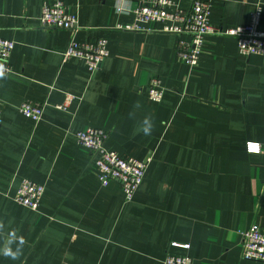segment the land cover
Listing matches in <instances>:
<instances>
[{
    "label": "crops",
    "instance_id": "1",
    "mask_svg": "<svg viewBox=\"0 0 264 264\" xmlns=\"http://www.w3.org/2000/svg\"><path fill=\"white\" fill-rule=\"evenodd\" d=\"M56 1L0 0V37L15 41L12 70L0 75V264H162L168 252L193 264H264L242 258L240 233L264 229V55L208 35L191 67L177 57L178 34L118 27L148 26L119 12L138 0H61L78 30L42 28V6ZM206 1L223 29L246 24L260 3L264 31V0ZM72 37L108 40L94 73L63 59ZM154 77L161 102L149 96ZM67 94L75 98L56 108ZM27 100L47 103L39 121L20 112ZM88 127L108 132L107 148L147 161L132 201L119 182L100 183L76 138ZM248 142L263 151L249 153ZM24 178L45 186L36 210L15 199ZM20 238L18 256L3 255Z\"/></svg>",
    "mask_w": 264,
    "mask_h": 264
},
{
    "label": "built area",
    "instance_id": "2",
    "mask_svg": "<svg viewBox=\"0 0 264 264\" xmlns=\"http://www.w3.org/2000/svg\"><path fill=\"white\" fill-rule=\"evenodd\" d=\"M119 12L133 13L139 21L148 24L147 27L139 23L119 25L124 30H161L176 33L180 36L177 43V57L187 65L194 67L198 64L204 39L208 35L227 34L237 38L238 50L245 56L252 54L264 55V31L260 29L263 7L257 3L250 12L249 21L234 28L223 29L211 23V3L206 0H192L187 9L181 8L175 0H138L133 8H120ZM40 26L45 29H67L74 34L79 23L75 14L68 12L67 6L61 0L42 6L39 17ZM159 25V27H156ZM15 48V41L0 37V75L9 74L12 70L10 58ZM109 55L108 40L98 38L81 42L75 37L70 40L63 59L71 57L82 59L88 70L94 73L100 68ZM165 87L158 77L150 82L149 96L156 102H161ZM73 94H67L64 104L55 105L58 109H66L74 99ZM47 103L23 101L20 112L35 121L43 115ZM1 124V109H0ZM76 138L79 144L91 152L92 164L97 177L103 186L111 181L121 184L125 200L132 201L139 186L144 180L147 161L134 156L121 155L106 147L108 132L97 127H88L78 131ZM249 153H261L263 146L259 142H248ZM45 186L30 179H22L15 199L18 203L36 210L39 208ZM242 258L264 263V229L257 223L242 230ZM162 264H193L189 255H179L168 252Z\"/></svg>",
    "mask_w": 264,
    "mask_h": 264
},
{
    "label": "clouds",
    "instance_id": "3",
    "mask_svg": "<svg viewBox=\"0 0 264 264\" xmlns=\"http://www.w3.org/2000/svg\"><path fill=\"white\" fill-rule=\"evenodd\" d=\"M151 130H152V123H151L150 119L146 117L143 121L142 131L145 135H148L151 132ZM14 240H15V236L13 234V239H10L8 241L9 245H11L14 242ZM23 243H24L23 238H20L18 241V246L16 247V249L13 250L10 246L6 247L2 250L3 255L9 256L12 259H15L18 256V254L20 252V246L23 245Z\"/></svg>",
    "mask_w": 264,
    "mask_h": 264
}]
</instances>
